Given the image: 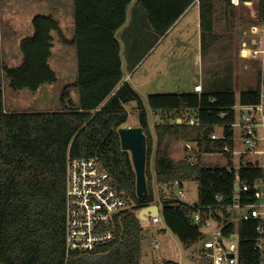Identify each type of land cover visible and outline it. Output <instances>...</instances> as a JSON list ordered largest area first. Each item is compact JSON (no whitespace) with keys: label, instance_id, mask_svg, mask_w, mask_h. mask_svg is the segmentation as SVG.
I'll return each mask as SVG.
<instances>
[{"label":"trees","instance_id":"obj_1","mask_svg":"<svg viewBox=\"0 0 264 264\" xmlns=\"http://www.w3.org/2000/svg\"><path fill=\"white\" fill-rule=\"evenodd\" d=\"M1 1V0H0ZM133 0H73L74 35L67 39L52 14L32 17L33 34L21 39L22 61L11 67L0 66L9 88L35 92L44 84H53L57 75L49 64L53 33L63 45L76 51L77 77L61 88L60 109L53 111L4 110L0 89V264H140L142 221L137 210L151 204L161 208L162 222L186 249L204 237L202 229L214 221L224 233L239 237V264H260L254 249L257 238L255 220H234L230 206L238 196L240 206L254 203V191L243 192L242 185L264 177L257 163L233 166V155L225 154L224 164H213L206 157L219 153L223 146L234 149L235 107L261 104L264 72L257 73L253 87L241 90L238 97L232 85H214L210 90L181 94H152L143 100L127 82H122L121 46L116 37L127 19ZM195 0H137L156 38L163 36ZM230 23L237 15L230 3ZM245 1L239 0L242 5ZM213 0H200L201 18L211 13ZM264 16V0H258L257 20ZM78 94V102L72 92ZM135 102L138 126L146 137L145 177L148 194L136 195V174L130 153L121 148L118 129L127 122L125 108ZM197 111L196 125L187 116ZM176 112L181 122H149V112ZM216 126L222 136L212 140ZM190 142L199 152L193 164L173 159L170 145ZM67 154L75 158H97L124 192L132 208L114 219L113 241L99 247L95 255L65 254L64 244V172ZM153 156V165L150 159ZM181 187L197 182V199L188 204L173 193L174 182ZM238 183L239 190L235 191ZM163 195L157 196L154 186ZM216 195L223 200L218 202ZM199 214L195 221L193 213ZM224 225V226H223ZM200 264H209L203 258Z\"/></svg>","mask_w":264,"mask_h":264},{"label":"crops","instance_id":"obj_2","mask_svg":"<svg viewBox=\"0 0 264 264\" xmlns=\"http://www.w3.org/2000/svg\"><path fill=\"white\" fill-rule=\"evenodd\" d=\"M71 1L73 6V0ZM136 1L133 0L131 2L133 4L129 5L131 8L127 9L128 19L126 21L130 22V28H133L135 24H138V26H135L134 32H127L130 28L126 26L123 28L122 26L123 29H119L116 37L118 39L120 33L125 42L122 44L118 39L121 46L122 82L129 83L143 100L146 101V98L152 94L193 92L194 86L199 84L202 90H210L214 85L221 86L223 83L228 86L232 85L236 97H238L240 92H236L238 89L245 90L255 85L257 73L261 69V55L253 57L251 51L264 49V18L262 20H257L256 18L257 0L245 1L242 5L240 3L235 5L230 1L237 15L233 25L230 23L231 8L226 4L225 0H213L212 14L208 11L204 19L201 18L200 0H195L169 30L159 38L155 37L152 29L142 27L143 25L148 27V25L144 20L145 14L140 11ZM1 3H3L4 8L5 5L8 7L10 1L1 0ZM239 6H244L248 9L249 18L243 17V13L241 14V11H239ZM12 8L14 9V15H6L3 9L2 14H0V44L4 63L15 67L22 61L19 49L21 39L33 34L32 17L36 14L48 13L27 12L25 7L24 11H21L22 4H19L18 1L14 2ZM142 32H149L152 42L141 53L135 45L140 41L138 37H140ZM73 35L74 33L72 32L71 38ZM235 41L239 45V47L237 45L238 56L236 55L237 53H234L235 51L231 54L228 52L231 48V42L233 46ZM65 47H68L69 50V59L65 60V79L71 83L77 77L76 51L73 46L65 45ZM49 64L51 66V57ZM191 71L194 72V75H192ZM0 73H2L1 66ZM4 79L7 87L9 82L5 77ZM9 91L12 92V96H10L9 104L4 109L7 112L27 110L53 111L55 104L60 107L59 97L61 89L55 90L51 84H44L33 93L28 90H21L15 93L10 88ZM78 98L77 92L73 91L72 99L74 102L77 103ZM260 105L262 106V97ZM237 110L240 112L242 122L243 107L236 106L235 112ZM164 119L170 122L174 120L181 122L178 113L173 111L165 113ZM241 122L239 123L240 134L237 139L240 143ZM135 126L138 125L132 127ZM220 128V132H217L215 128L213 130V133L219 137L222 136V127ZM261 129V132L257 130L258 135H264V129ZM233 135L235 138L234 150L237 151L239 147L237 146L238 142L236 143L234 127ZM263 148L264 145L260 141L257 149ZM185 154L183 145L181 158ZM219 157L221 158L222 156ZM235 157L233 161L237 159V162H239L240 158ZM257 157L256 154L247 153L243 159L252 162L258 161ZM221 163H224V160ZM162 230L164 229L162 228Z\"/></svg>","mask_w":264,"mask_h":264},{"label":"built area","instance_id":"obj_3","mask_svg":"<svg viewBox=\"0 0 264 264\" xmlns=\"http://www.w3.org/2000/svg\"><path fill=\"white\" fill-rule=\"evenodd\" d=\"M231 3L238 5L239 0H230ZM264 18V16H263ZM253 57L260 56L261 69L264 72V49H255L251 51ZM195 92H201V85L194 86ZM260 116H257V113ZM241 122L240 141L242 148L235 151L223 146L222 150L215 155L223 156L231 154L233 157H239L240 161L228 166L227 170H237L242 164L251 162L244 160L247 153L262 156L261 161H252L257 163L264 174V148L258 150V144L264 145V135H258L257 127L264 129V116L262 106L243 107ZM197 111H192L187 116V123L196 125ZM212 140L220 137L215 133L210 135ZM185 159L191 164L194 163L199 152L190 142L184 143ZM238 186V183H236ZM174 186L178 189V198L184 197L183 187L176 181ZM239 190V187H238ZM243 192L254 191L256 200L254 203L240 206L238 196L235 197L233 205L230 206V213L235 208L244 209L234 220H255L257 238L254 243V249L260 254V264H264V177L252 183L251 185H242ZM218 202L223 198L216 195ZM131 208V202L128 197L115 184L114 179L104 169L102 163L94 157L75 158L67 154L65 160L64 172V244L66 257L70 253L80 255H95L97 249L114 240V219L120 212ZM195 221H199V214L193 213ZM148 219L154 224L162 222L161 213L158 216H150ZM214 222V221H212ZM215 223V222H214ZM215 228L211 233L201 239L204 258L209 264H239V237L235 232L224 233L222 227L215 223ZM209 226V222L205 228ZM224 226V225H223ZM158 247L159 242L155 239L153 242ZM230 255H232L230 257Z\"/></svg>","mask_w":264,"mask_h":264},{"label":"rangeland","instance_id":"obj_4","mask_svg":"<svg viewBox=\"0 0 264 264\" xmlns=\"http://www.w3.org/2000/svg\"><path fill=\"white\" fill-rule=\"evenodd\" d=\"M10 4L5 5L3 8V3L0 4V14H2V9L3 12L8 15H14L13 11L14 9L12 8L14 2L18 1L19 4H22V9L21 11H24L26 8L27 12H43V13H48L52 14L54 18L59 22L61 30L64 34V36L67 39H71L72 32L74 33V20H73V6H72V1L71 0H9ZM136 1V0H134ZM256 1V0H254ZM258 1V0H257ZM133 4V3H132ZM131 4V5H132ZM130 5V6H131ZM257 5V2H256ZM128 7L129 9L131 7ZM25 7V8H24ZM140 11L144 12L141 6ZM239 11H241V14L243 15L244 18H249V11L246 9L244 6H239ZM128 9V10H129ZM256 13V12H255ZM143 14V13H142ZM128 16V15H127ZM128 19V18H127ZM73 20V21H72ZM146 21V26H142L151 29L149 23L147 22V19L145 17L144 19ZM256 20V19H255ZM128 20L125 22L123 25V28L126 26L128 28L131 27L130 22ZM135 26H138V24H135ZM130 28L127 30V32H134L136 27ZM121 27V29H123ZM120 29V30H121ZM140 29V28H139ZM143 29V28H142ZM53 48H52V55H51V68L55 71L57 75V81L54 84H51V86L54 87L55 90L61 89L64 85L68 84L69 81L65 79V60L67 61L69 59V50L68 47H65L59 39L56 34L53 33ZM137 38V37H136ZM119 41L123 44L124 38L122 35L118 37ZM140 40L139 42L136 43L135 46L138 47V50L145 51L147 48V45L151 44L152 42V37L149 35V32H142L140 33V37H138ZM238 43L235 41L232 46L231 42V48L229 49L228 52L237 53L236 55L238 56ZM240 49V48H239ZM227 52V53H228ZM3 61V57H2ZM4 62V61H3ZM192 72V75H194V72ZM0 89H2L3 92V102H4V109L7 104H9L10 96H12V92L9 91L8 86L6 87V81L4 79L3 73H0ZM241 91V89L237 90L236 92ZM56 93V92H55ZM240 93V92H239ZM56 99V98H55ZM58 103V99H57ZM136 104L135 102H130L127 105H125V108L128 112V119L127 122L124 124V126H134L138 125V114L135 108ZM262 107H263V113H264V87L262 88ZM60 109L58 104H55L53 110ZM7 110V109H6ZM237 115H236V123L234 126V134L236 137V143L238 142L237 146L239 147L238 150L241 149V143L237 140L238 136L240 134V127L239 123L241 122V115L239 110H237ZM257 116H260V113H257ZM166 119V118H165ZM164 119V114H155L149 112V122L150 125L153 126V124L156 122H163L165 121ZM215 130L217 132L221 131L220 126H216ZM257 130L261 132V128L258 127ZM235 140V138H234ZM183 145L184 142L181 141H174L170 145V155L173 157V159L177 160L181 158V155L183 153ZM237 157V156H236ZM235 157V158H236ZM259 161L262 160V156L257 157ZM224 158H220L217 155H211L209 157H206V160L213 163V164H220ZM237 159L234 161L237 163ZM150 164L151 166L153 165V156L150 159ZM224 164V163H221ZM155 191L157 193L158 197H161L163 195L160 187L157 185L154 186ZM183 191H184V197H182L180 200L192 204L196 201L197 199V189L198 185L197 182H186L183 185ZM177 191L178 189L176 187L173 188V193L174 195L177 196ZM178 197V196H177ZM132 208V204H131ZM130 208V209H131ZM244 210V209H243ZM242 209L235 208L234 212L236 215H239L240 212L243 211ZM139 210L136 212L138 213ZM142 241H141V262L140 264H200V262L203 260L204 255L202 251V240H199L195 244H193L192 247L189 249H186L183 244L169 231L165 230V226L163 222H160L158 224L152 223L150 219L146 221H142ZM215 223L210 221L209 226L207 228L202 229V233L206 236H208L212 229L215 228ZM162 228L165 230H162ZM157 240L159 242L158 247H155L153 245L154 240ZM105 257H98L93 260V264H103Z\"/></svg>","mask_w":264,"mask_h":264},{"label":"water","instance_id":"obj_5","mask_svg":"<svg viewBox=\"0 0 264 264\" xmlns=\"http://www.w3.org/2000/svg\"><path fill=\"white\" fill-rule=\"evenodd\" d=\"M121 148L130 153L132 165L136 174V195L143 199L147 196V184L145 177L146 168V137L139 126L127 127L122 126L118 129ZM235 191H238V186L235 184ZM161 213V208L157 204H151L141 208L138 211V218L141 221H146L150 216H158ZM232 255H230L231 257Z\"/></svg>","mask_w":264,"mask_h":264}]
</instances>
